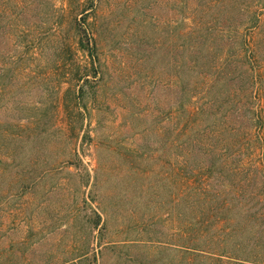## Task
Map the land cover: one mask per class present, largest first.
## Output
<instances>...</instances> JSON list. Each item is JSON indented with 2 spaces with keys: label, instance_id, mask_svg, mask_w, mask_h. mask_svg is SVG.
I'll return each instance as SVG.
<instances>
[{
  "label": "rangeland",
  "instance_id": "1",
  "mask_svg": "<svg viewBox=\"0 0 264 264\" xmlns=\"http://www.w3.org/2000/svg\"><path fill=\"white\" fill-rule=\"evenodd\" d=\"M190 5L192 16L214 13L211 23L227 29L254 19L264 1L0 0V264H192V240L209 251L224 244L229 213L216 208L242 193H228L217 170L203 172L213 156H195L202 174L192 176V118L183 108L194 110L192 77L185 88L179 67L197 59L181 58L192 52L180 32ZM261 20L253 40L260 70ZM224 38L211 39L204 67L212 110L246 85L231 66L215 68L230 47ZM88 39L97 44V76L80 46ZM237 109L221 106L235 134L215 136L218 157L237 149L248 122ZM192 177L207 187L193 210ZM193 216L210 221L201 238Z\"/></svg>",
  "mask_w": 264,
  "mask_h": 264
},
{
  "label": "trees",
  "instance_id": "2",
  "mask_svg": "<svg viewBox=\"0 0 264 264\" xmlns=\"http://www.w3.org/2000/svg\"><path fill=\"white\" fill-rule=\"evenodd\" d=\"M194 12L197 13L195 6ZM211 14L214 16L202 22L196 16H192V6H188L185 15H183L180 30L181 37L184 39L186 37V41L181 44L182 47L188 46L192 50L189 54H185L183 51L182 60L186 57L192 59L191 53L197 55V59L192 62V65L187 64L185 59L179 66L185 88L189 86L192 77V93L189 95L188 105L192 106L194 110L190 109L186 102L183 104V108L185 105L187 108L185 117L187 119L192 118V127L190 128L192 142L189 138L190 142L188 144L192 150V176H196L198 172L202 174L199 166L193 163L195 156H213L211 163L206 168L204 167L203 172H209L206 173L209 177L213 170H217L226 177L224 185L228 186V193L237 194L241 191L242 197L226 198L229 204L226 205V202L222 201L221 205L216 208L220 209L224 206L225 215L229 213L227 217L229 223H227V226L224 224L227 229L223 230V234H221L223 235L221 242L224 241L221 247L209 251L200 248L196 243L197 241L192 240V264H209V261L210 264H264V68L260 70L256 67L258 52L255 50V42H253L263 25L261 19L264 14V7L254 11V19L250 22L242 26H230L227 29H223L219 24H212L211 22L217 19V15ZM220 32L221 34H219ZM223 33L227 36L230 47L228 51L222 52L218 58L220 65L215 68H219L220 73V67L224 66V63L231 66L230 76L236 75L237 77V72H239V78L246 85L245 90L240 92L233 102L230 101L228 106L221 104L217 110H212L218 104L215 98L211 100L208 95L210 96L215 85L212 86L209 83V77L207 72L204 71V67L209 64L212 42L218 43V38L225 39ZM195 41L200 42V46L192 45V42ZM80 46L88 50L91 69L95 70L93 74L97 76L98 73L95 69L96 62L99 61L97 44L95 41L88 39L80 40ZM201 47H204L206 51ZM185 73L190 74L189 78H185ZM226 74L228 75V72ZM221 79L223 78L219 74V76L216 75L214 81L219 83ZM76 94L77 99L83 98L84 86H79ZM239 103H242V105L240 106ZM222 105L226 110L232 105H236L237 110L244 117H247L248 122L244 124V131L237 143V149L234 152L228 149V152L218 157L219 152L212 146V144L218 146L219 143L215 136L223 132H233L235 134L234 129L225 124L226 114L221 113ZM186 108H184V111H186ZM202 116L205 123L203 126L197 121ZM187 131V128L181 129L182 134ZM211 137L215 139L213 140ZM234 140H231V143ZM231 143L227 141L226 145L231 146ZM223 146L221 144V147ZM1 162H3V158H0ZM196 181L197 179L192 177V210L198 205L196 201H202L206 197L207 187L198 186ZM252 186L255 190L257 189V193L254 196H246L247 188ZM251 201H253V204L249 205L248 203ZM202 213L206 215V213ZM223 223L220 222L218 226L221 228L224 226ZM210 230L209 219L192 217V234L197 238L203 237L198 233L199 231L208 233Z\"/></svg>",
  "mask_w": 264,
  "mask_h": 264
}]
</instances>
